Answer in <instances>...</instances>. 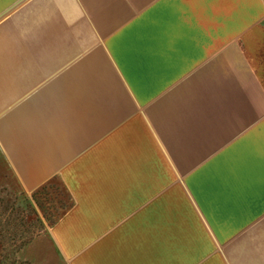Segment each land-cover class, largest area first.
<instances>
[{
	"label": "crops",
	"instance_id": "1",
	"mask_svg": "<svg viewBox=\"0 0 264 264\" xmlns=\"http://www.w3.org/2000/svg\"><path fill=\"white\" fill-rule=\"evenodd\" d=\"M48 181L61 264H264V0H0V189Z\"/></svg>",
	"mask_w": 264,
	"mask_h": 264
},
{
	"label": "rangeland",
	"instance_id": "2",
	"mask_svg": "<svg viewBox=\"0 0 264 264\" xmlns=\"http://www.w3.org/2000/svg\"><path fill=\"white\" fill-rule=\"evenodd\" d=\"M56 210L50 208L44 214L34 202L0 189V264H61L50 244H25L41 226H49L46 217Z\"/></svg>",
	"mask_w": 264,
	"mask_h": 264
},
{
	"label": "trees",
	"instance_id": "3",
	"mask_svg": "<svg viewBox=\"0 0 264 264\" xmlns=\"http://www.w3.org/2000/svg\"><path fill=\"white\" fill-rule=\"evenodd\" d=\"M55 184L56 183H53L52 181H48L31 193L32 201L43 211L44 214L50 208L57 207L54 214L49 213L46 217L49 222V226L53 225L58 219H60L71 207L70 195L68 192L61 185H58L59 187L56 188L54 186ZM63 199L67 202L63 201ZM53 202H55V206L52 205L54 204Z\"/></svg>",
	"mask_w": 264,
	"mask_h": 264
}]
</instances>
